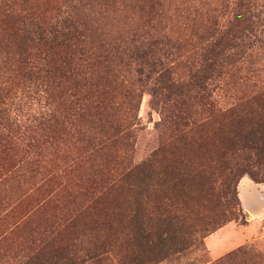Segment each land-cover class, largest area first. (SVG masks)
Here are the masks:
<instances>
[{
	"label": "trees",
	"instance_id": "16d2710c",
	"mask_svg": "<svg viewBox=\"0 0 264 264\" xmlns=\"http://www.w3.org/2000/svg\"><path fill=\"white\" fill-rule=\"evenodd\" d=\"M95 1L63 0L55 15H43L30 0H0L5 39L0 40V51L5 52L0 56V185L15 181L18 189L25 184L32 187L24 198L14 200L12 211L31 193L37 196V208H45L57 195L52 172L56 162H51L50 173L39 171L45 151L56 154L57 142L69 137L76 140L73 147L79 150L69 157L70 169L93 152L106 156V127L118 120L114 93L123 85L126 88L128 102L121 113L123 119L119 118L125 137L138 107L134 99L139 88L130 86L133 82L152 83L162 101L158 126L169 134L168 139L161 140L139 164L128 163L115 174L106 175L99 169L81 192L87 202L72 208L70 215L75 220L93 214L122 184H138L141 192L133 195L135 208L129 218L134 238L129 251L139 248L144 257L156 262L167 252L182 249L196 230L198 221L188 220L190 212L196 214L202 206L210 211L227 209L228 214L213 216L219 220L202 226L203 232L217 230L234 219L233 209L239 202L237 183L232 180L251 173L264 160V82L249 94L235 95L228 106H222L216 96L246 69L247 57L262 45L264 12L260 16L253 12L264 6V0H226L212 11H203L200 0H181L175 10L183 13L189 32L175 35L173 27L166 32L153 25L156 32L144 36L146 42L129 41L122 53L131 75L119 84L107 80L112 76L101 71L106 53L110 59L117 54L116 42H107L105 48L104 32H96L88 12H83L86 4L93 11ZM111 3L122 7L132 3L141 11L157 13L162 0H102L98 4L106 9ZM92 48L100 54L89 53ZM180 65L183 74L177 73ZM22 104L27 106L24 113L19 108ZM152 196L150 215L140 207ZM224 198L230 201L223 204ZM52 234L45 245L56 239ZM33 250L25 253L22 263L44 264L43 247ZM49 256L45 264H67L72 259L67 248Z\"/></svg>",
	"mask_w": 264,
	"mask_h": 264
},
{
	"label": "rangeland",
	"instance_id": "374dc122",
	"mask_svg": "<svg viewBox=\"0 0 264 264\" xmlns=\"http://www.w3.org/2000/svg\"><path fill=\"white\" fill-rule=\"evenodd\" d=\"M30 1L33 2L34 9L39 14L55 15L63 0ZM200 1L203 11L209 9L212 11L214 7H220L226 0ZM101 2L102 0L93 2L95 6L93 11L89 10L90 4H86L83 12L89 13L87 18L97 29L96 32H104L102 36L106 39L105 48L107 42H116L114 43L118 47L117 54L110 59V55L106 53V66L101 70L104 76L108 72L107 75L112 78L107 80L114 79L116 84L131 75L128 66L125 65L126 55L122 53L129 41L136 44L146 42L147 40H142L144 36L156 32L153 25H159L158 27H162L164 31L167 30L166 32L173 27L175 35L189 32V23L185 22L184 17L181 16L183 13L175 10V6L180 4L181 0H162L161 5L157 7L159 9L157 13L141 11L131 5L132 3L125 7L111 3L105 9L98 4ZM98 7L102 9L101 12ZM261 11L264 12V6H258L253 13L260 16ZM152 17L154 19L148 23L147 19ZM3 33V26L0 24V40H5ZM132 37L135 39L129 40ZM137 38L139 40H136ZM96 44L98 47V43L93 45ZM90 50L89 53L93 51L97 55L101 52L94 48ZM4 53L0 51V56ZM245 67L242 73H238L225 84L223 89L217 91L216 96L222 106L231 105L235 95L241 97L249 94L256 85L264 82V40L261 46H256L251 51ZM177 73H184L181 65L178 66ZM243 75H247V78H238ZM133 83L130 87L139 88L136 91L138 96L136 95L134 99V101L138 100V107L133 125L130 127V134L124 137L121 132L125 130L121 122L124 115L121 113L128 102L125 97L126 88L123 85L114 93V106L117 107L118 120L113 123V126L111 124V128L106 127L108 146L106 156L97 151L93 152L84 157L79 165L70 169L67 166L69 157H74L79 150L76 151L73 147L77 144L76 140L69 137H64L57 142L56 154H51L50 150L45 151L46 157L39 171L42 174H48L53 169L51 162L55 161L57 164V168L52 171L56 177L53 183L57 195L45 208H37L39 206L37 196L31 193L19 209L12 211L15 207L14 200H18V197L24 198L32 191V187L30 184H25L18 189L15 181L0 185V264H23L25 253L33 252V249L37 247H43L44 264L50 259L49 255L60 248H67V255L72 257L67 264H264L263 159L250 169L251 173L239 174L232 180L237 183L239 204L233 209L235 218L226 223L231 222L235 228L217 236L223 239L239 234L244 236L245 240L235 247L224 248L216 257H212L205 243L206 236L216 230L203 232L201 228L219 220L213 216L226 215L228 211L224 208L210 211L205 206L197 210L196 214L195 212L188 214V220L198 221V224L179 251H169L156 262L144 257L139 252V248H135L133 252L129 251L130 242L134 243L129 218L131 211L135 208L133 195L141 192L138 184H122L116 194L110 195L107 203L105 198L93 214H83L75 220L72 219L70 210L78 204L83 206L87 202L85 195L81 192L94 181L99 169L102 168L107 175L119 172V168L125 167L128 163L139 164L156 150L161 140H167L169 137V134L162 133L158 126L162 113V101L156 85ZM126 84L130 85L127 81ZM19 108L24 113L27 106L22 104ZM209 137L208 143L211 144L213 141L211 134ZM83 144L86 142L83 141ZM71 198L75 200L72 201ZM150 199L153 200L154 196L147 199L140 210L142 212L148 210L150 215H153L154 206ZM228 200L230 201L224 198L222 203ZM150 226L153 228L154 222H151ZM52 233H55L56 239L45 245L53 236ZM61 254L64 255V252ZM133 258L141 261L134 262Z\"/></svg>",
	"mask_w": 264,
	"mask_h": 264
},
{
	"label": "crops",
	"instance_id": "0c3cea01",
	"mask_svg": "<svg viewBox=\"0 0 264 264\" xmlns=\"http://www.w3.org/2000/svg\"><path fill=\"white\" fill-rule=\"evenodd\" d=\"M231 228H235V227L234 224L229 222L218 228L213 233L206 236L205 243L212 257L218 256L224 248L235 247L241 241L245 240V237L239 234L236 236H229L223 239L221 238V236H217L226 230H230Z\"/></svg>",
	"mask_w": 264,
	"mask_h": 264
}]
</instances>
